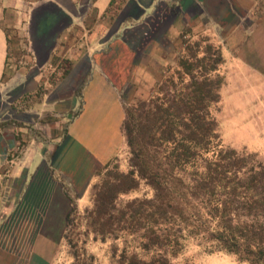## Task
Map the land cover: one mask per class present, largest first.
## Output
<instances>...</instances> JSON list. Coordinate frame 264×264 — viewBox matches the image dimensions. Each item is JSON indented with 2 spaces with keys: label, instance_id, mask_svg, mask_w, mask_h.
Wrapping results in <instances>:
<instances>
[{
  "label": "rangeland",
  "instance_id": "1",
  "mask_svg": "<svg viewBox=\"0 0 264 264\" xmlns=\"http://www.w3.org/2000/svg\"><path fill=\"white\" fill-rule=\"evenodd\" d=\"M119 10L113 3L105 17L113 20ZM236 12L239 17L246 14L238 8ZM222 13L216 8V14L228 29L235 19ZM6 14L8 55L0 86V264H110L108 244L94 239L93 234H83L101 180L117 169L128 170L130 156L123 124L121 144L111 159L100 164L91 161L83 147L69 138L71 102L55 103L79 90L75 81L56 88L59 80L69 73L70 60L63 58L58 67H47L41 71L39 82L33 81L39 67L27 55L28 36L17 23L16 9L12 7ZM206 26L199 25L194 33L185 28L174 46L159 39L144 41L143 49L156 40L162 44L161 64L153 65L150 85L140 81L139 88L121 94L124 118L127 108L162 98L161 90L169 95L181 91L189 78L184 75L180 61L202 59V65L211 69V79L218 80L220 85L219 102L209 112L218 124L222 145L264 162V70L257 58L246 52L252 25L245 19L233 32ZM156 28L154 35L158 37L160 27ZM200 71L196 66L194 72L199 80ZM22 75L26 77V87L17 86L24 79ZM108 162L110 165L99 173V166ZM143 191L141 188L124 195L122 201L141 197ZM54 198L59 204L51 208ZM66 198L72 200L76 211L72 242L49 237L46 233L61 224L43 223L40 218L49 208L52 214L62 215L67 210ZM173 263L264 264V261L252 263L225 252L209 253L188 241Z\"/></svg>",
  "mask_w": 264,
  "mask_h": 264
},
{
  "label": "trees",
  "instance_id": "2",
  "mask_svg": "<svg viewBox=\"0 0 264 264\" xmlns=\"http://www.w3.org/2000/svg\"><path fill=\"white\" fill-rule=\"evenodd\" d=\"M125 40L133 51L144 50V39ZM193 62L180 61L189 78L181 91L161 90L162 98L126 109L128 170L101 180L83 234L108 244L110 264H174L188 241L209 253L264 261V162L222 145L209 112L220 99L219 81L202 59ZM141 188V197L122 201ZM67 201L62 215L50 208L40 215L43 223L60 222L46 233L55 241H73L76 211ZM58 204L54 198L50 207Z\"/></svg>",
  "mask_w": 264,
  "mask_h": 264
},
{
  "label": "crops",
  "instance_id": "3",
  "mask_svg": "<svg viewBox=\"0 0 264 264\" xmlns=\"http://www.w3.org/2000/svg\"><path fill=\"white\" fill-rule=\"evenodd\" d=\"M113 2L120 10L112 20L105 16ZM12 7L28 36L27 55L39 67L33 81L39 82L47 67H58L63 58L70 60L72 67L56 88L75 81L79 90L55 103L71 102L69 138L81 145L94 163L110 160L121 144V94L139 88L140 81L150 85L153 65L161 64L160 42L133 51L126 36L137 41L159 39L174 46L185 28L194 33L199 25H207L233 32L246 19L252 25L246 52L256 57L264 70V0H0V86L8 55L5 18ZM216 8L235 19L230 28L223 25ZM237 8L245 11V16L239 17ZM156 27H160L158 37L154 35ZM22 76L17 86L26 87Z\"/></svg>",
  "mask_w": 264,
  "mask_h": 264
}]
</instances>
